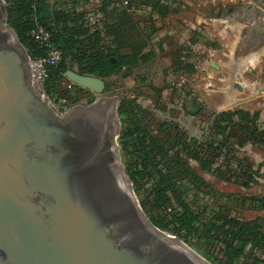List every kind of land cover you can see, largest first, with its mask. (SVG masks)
Returning a JSON list of instances; mask_svg holds the SVG:
<instances>
[{"label":"water","instance_id":"obj_1","mask_svg":"<svg viewBox=\"0 0 264 264\" xmlns=\"http://www.w3.org/2000/svg\"><path fill=\"white\" fill-rule=\"evenodd\" d=\"M30 61L0 0V255L13 251L14 264H212L141 207L104 78L67 66L64 77L96 99L57 115L33 86ZM200 108L188 99L191 114ZM15 190L35 203L18 202Z\"/></svg>","mask_w":264,"mask_h":264},{"label":"trees","instance_id":"obj_2","mask_svg":"<svg viewBox=\"0 0 264 264\" xmlns=\"http://www.w3.org/2000/svg\"><path fill=\"white\" fill-rule=\"evenodd\" d=\"M4 1L8 25L14 29L31 59L43 55L44 48L30 32L38 25L52 32L63 59L56 67L49 68L44 87L56 100L66 96L69 104L72 98L63 88L67 55L70 56L71 64L75 63L81 73L106 78L120 74L124 69L134 71L142 61L147 60L148 53L144 49L156 28L151 17L145 25L136 20L129 9L135 4L148 6L158 14L172 11L161 0H130L121 9H110L112 0H100V6L90 11L64 8L57 3L51 7L50 0ZM76 3L73 2L74 5ZM90 16L91 21L88 20ZM74 89L77 90L73 98L76 101L81 94L78 93L79 89ZM131 103V99L123 98L117 107L122 118L124 113L132 116L131 123L124 122L119 136L123 150L122 160L134 183H137L140 176L144 183H149L147 203L150 208L146 207L145 211L152 223L184 239L194 230H200V235L210 240L214 259L218 264H222L221 260H217L220 254L227 258L230 251H234L240 258L251 260L252 264L264 262L261 223L245 222L225 214L216 217L210 208L196 201L195 193L184 182L190 170L176 153H171L174 144L153 134L138 117ZM213 120V133L207 138L182 135L181 138H184L178 143L201 169H210L212 163H217L222 158L227 172H236L233 154L230 149L220 146L217 136L226 134L235 136L239 141L251 140L264 145V138L256 136L260 130L256 119L244 111L226 110L215 114ZM129 156L133 157L132 161ZM239 164L237 167H240ZM240 169V172H246L245 169Z\"/></svg>","mask_w":264,"mask_h":264},{"label":"rangeland","instance_id":"obj_3","mask_svg":"<svg viewBox=\"0 0 264 264\" xmlns=\"http://www.w3.org/2000/svg\"><path fill=\"white\" fill-rule=\"evenodd\" d=\"M178 50V48L175 50L176 55ZM168 52L158 53L148 61H142L132 74L123 76L120 73L104 78L106 95L117 98V107L123 98L131 99L134 111L151 132L174 144L171 153H176L180 160L185 162V167L190 170L184 182L195 193L196 201L210 208L216 217L225 214L245 222L261 223V231L264 235V145L251 140L239 141L235 136L226 134L218 135V143L223 148L230 149L233 154V166L237 168L236 172H227L222 158L217 163H212L210 169H201L178 143L184 138H181L182 135L199 139L210 136L213 133L214 115L226 110H240L250 114L256 119L260 129L256 136L264 138V103L259 105L257 98L251 100L248 97L244 98L243 81L228 80L227 73L220 74L212 81H196L199 77L194 78V73L184 72L183 66L179 65L177 60L174 61ZM65 60L66 67L79 71L75 63L71 64L69 55ZM196 84L197 88H195ZM63 88L61 89L64 90ZM74 88L79 89L78 93L81 94L76 101L73 100L77 93ZM74 88L68 91L72 102L71 104L67 102L66 106L86 105L96 99V94L89 89L76 85ZM184 93H187V96ZM190 98L195 99L201 106L196 114H191L187 110L186 102ZM117 116L120 129L116 142L120 160L127 173V166L122 160L123 150L119 136L124 122L131 123L132 116L124 113L122 118L118 109ZM129 158L130 161L133 160V157L129 156ZM238 163L246 172H240ZM140 178L141 176L138 177L137 183L129 179L134 194L146 213L145 208H150L147 203L149 183H144V179ZM146 215L148 216L147 213ZM166 232L177 236L172 232ZM177 237L212 264H218L214 259L210 240L201 236L200 230H194L187 239ZM217 249L218 247L215 248ZM217 260H221L222 264H252L251 260L240 258L234 251H230L227 258H223L220 254Z\"/></svg>","mask_w":264,"mask_h":264},{"label":"crops","instance_id":"obj_4","mask_svg":"<svg viewBox=\"0 0 264 264\" xmlns=\"http://www.w3.org/2000/svg\"><path fill=\"white\" fill-rule=\"evenodd\" d=\"M50 2L51 7L57 3L79 11L100 6V0ZM122 2L112 0L109 8L127 6ZM161 3L172 11L158 14L148 6L135 4L129 9L131 15L145 25L151 17L156 28L144 49L148 53L146 61L169 51L184 72L199 77L196 81H212L227 73L226 79L243 81L244 98H257L258 104L263 105L264 0H161ZM99 14L102 16L101 12ZM134 72L124 69L121 74L126 76Z\"/></svg>","mask_w":264,"mask_h":264},{"label":"built area","instance_id":"obj_5","mask_svg":"<svg viewBox=\"0 0 264 264\" xmlns=\"http://www.w3.org/2000/svg\"><path fill=\"white\" fill-rule=\"evenodd\" d=\"M123 5H128L130 0H123ZM89 21L92 20L90 16ZM30 35L44 48V54L31 59L30 71L33 86L40 92L41 97L56 111L58 114L65 112L70 106H66V96H62L56 100L47 93L44 85L49 75V68L56 67L63 59L61 49L56 45L53 40L52 32L46 30L38 25L30 32ZM74 84L66 81L65 90L70 91L74 88ZM185 94V93H184Z\"/></svg>","mask_w":264,"mask_h":264},{"label":"flooded vegetation","instance_id":"obj_6","mask_svg":"<svg viewBox=\"0 0 264 264\" xmlns=\"http://www.w3.org/2000/svg\"><path fill=\"white\" fill-rule=\"evenodd\" d=\"M54 113L57 114V115H60L56 111H54ZM20 191L21 190L12 191V194L14 195V197H16V199H17L18 202H21V203L24 202L25 203L26 201L27 202L30 201L29 203L33 204V202L36 201L37 196L35 197L34 196L35 194H33V195H30L29 194L28 195V194H25L22 191L21 192ZM34 211H35V209H34ZM1 253H2V255H0V256H3V258L5 259V261H6L7 264H14V262H13V256H12L13 255V251H9V250L6 251L5 250V251H1ZM21 264H27V263L23 262Z\"/></svg>","mask_w":264,"mask_h":264},{"label":"bare ground","instance_id":"obj_7","mask_svg":"<svg viewBox=\"0 0 264 264\" xmlns=\"http://www.w3.org/2000/svg\"><path fill=\"white\" fill-rule=\"evenodd\" d=\"M121 164V163H120ZM122 166V165H121ZM122 168H123V166H122Z\"/></svg>","mask_w":264,"mask_h":264}]
</instances>
